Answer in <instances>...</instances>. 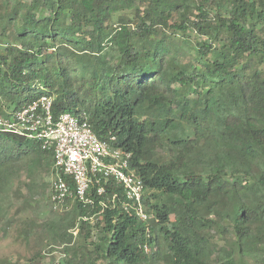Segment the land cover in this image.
<instances>
[{"label":"trees","instance_id":"obj_1","mask_svg":"<svg viewBox=\"0 0 264 264\" xmlns=\"http://www.w3.org/2000/svg\"><path fill=\"white\" fill-rule=\"evenodd\" d=\"M9 1L0 117L42 96L55 120L86 114L100 140L132 155L154 215L141 222L109 205L121 188L92 186L94 206L74 200L60 220L64 251L77 264H264V0ZM126 11L134 20L114 22ZM163 29L207 38L195 62L175 58ZM53 156L0 131V184L26 161L53 168Z\"/></svg>","mask_w":264,"mask_h":264},{"label":"built area","instance_id":"obj_2","mask_svg":"<svg viewBox=\"0 0 264 264\" xmlns=\"http://www.w3.org/2000/svg\"><path fill=\"white\" fill-rule=\"evenodd\" d=\"M52 104L51 97L42 96L10 117H0V131L41 143L43 149L53 151V209L60 211L74 200L92 207L94 201L88 197L92 186L96 187L98 196H103L111 183L121 188L122 198L113 192L108 199L109 205L118 206L149 225L154 215L145 205L144 184L131 168L132 155L100 140L92 131L86 114L77 117L64 113L55 120ZM67 179H71L73 186ZM146 232L149 237V227ZM73 233L77 235V230ZM144 250L150 251L147 245Z\"/></svg>","mask_w":264,"mask_h":264},{"label":"rangeland","instance_id":"obj_3","mask_svg":"<svg viewBox=\"0 0 264 264\" xmlns=\"http://www.w3.org/2000/svg\"><path fill=\"white\" fill-rule=\"evenodd\" d=\"M7 1L0 0V16L5 12L1 10L4 9L2 4ZM120 16L134 20L132 13L126 11L114 15V22ZM163 33L169 37L167 43H170L175 58L182 63L195 62L191 48L207 41L197 31L183 35L172 29H163ZM247 68L254 72L259 66L251 62ZM28 164L26 161L15 167L11 177L0 184V264H77L79 255L73 251L66 253L65 241L59 239L62 232L60 220L65 218L67 222L64 224L71 220L75 204L69 201L60 211H55L51 203L52 165L48 160L34 167H28ZM73 245L75 248L80 245L78 236L70 246Z\"/></svg>","mask_w":264,"mask_h":264}]
</instances>
